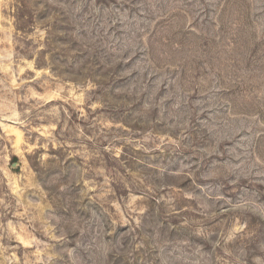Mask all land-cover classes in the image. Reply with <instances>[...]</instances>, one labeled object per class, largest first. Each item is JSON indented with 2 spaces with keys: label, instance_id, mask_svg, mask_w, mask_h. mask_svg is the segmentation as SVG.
<instances>
[{
  "label": "rangeland",
  "instance_id": "374dc122",
  "mask_svg": "<svg viewBox=\"0 0 264 264\" xmlns=\"http://www.w3.org/2000/svg\"><path fill=\"white\" fill-rule=\"evenodd\" d=\"M0 264H264V0H0Z\"/></svg>",
  "mask_w": 264,
  "mask_h": 264
}]
</instances>
